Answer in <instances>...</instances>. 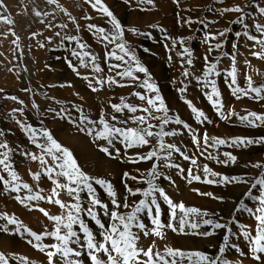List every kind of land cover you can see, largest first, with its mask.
<instances>
[{
  "label": "rangeland",
  "instance_id": "374dc122",
  "mask_svg": "<svg viewBox=\"0 0 264 264\" xmlns=\"http://www.w3.org/2000/svg\"><path fill=\"white\" fill-rule=\"evenodd\" d=\"M58 3L61 8L71 14V18L64 11H61L60 8L49 5L47 0H0V5L6 6V8L0 7V15L9 16L14 21L12 25L0 23V131L4 133L3 136H0V141H6L13 149L10 154V159L14 170L21 177L22 181L30 184L34 191L43 189L42 195L46 196V194H50V189L53 185L44 176H42L39 182L32 179L30 173L42 172L43 170L38 161L33 162L25 155H22V153H38L39 150L35 148L28 139V136L16 124V119H21L25 123L31 124L38 130V133L43 129L48 130L62 146L73 153L85 173L94 177L110 180L122 198L125 195L122 184L123 173L128 172L131 175H143L150 169L153 163L152 161L132 163L130 160L137 154L147 153L150 147L155 145V141L150 146L129 150H125L122 145L117 144L116 148L120 149V154L117 155L112 150L113 156L108 157L100 152L97 146L98 144H103V141L94 143V136H89L85 132L78 130L76 125L71 121H79L80 113L76 111V108H81L83 113L93 120L97 119L102 111L109 115H117L120 119H128L130 114L125 112L121 116L120 114L114 113L110 104H118L121 98H123L127 103L143 106L144 102L140 101L133 93L140 92L144 94L145 90L138 86V81L124 79L121 80V83L130 86L119 87L117 85H106L102 90L93 92L89 88V81L83 77L87 76L91 78L97 75L101 77L115 76V72H110L105 62V52L114 48L115 45H107L106 47L105 44L101 43L88 31L87 25L90 23L95 24L105 27L109 31H111V25L108 24L106 17L94 11L85 0H58ZM104 3L125 28V41L135 51L140 63L148 69L151 82L159 87L160 94L170 109V115L178 114L181 119L191 126L194 132L198 131L196 133H200L199 136L201 137L206 132L208 136L224 139H229V137H246L244 134L231 133L229 131L228 133L222 132V134H220L221 131H218V133L215 132V127L217 130H221L223 125H229L231 128L245 125L235 116L229 121L221 119L207 100L204 95L205 90L197 83L195 77L202 74V69L205 67L203 59L205 55H208L210 60H215L222 57L224 53H228V56L220 60L221 70L230 68V57L232 54H235L238 68V83L240 86H246L245 74L251 75L257 85L264 84V60L257 59L251 54V50L248 47L252 44L251 41H247L242 36L240 38L236 36L237 32L242 33L244 31L241 25L234 23L238 14L228 13L220 15V12L225 6L240 5L244 7L245 13L251 17L246 20V23L250 26V34L259 36L260 34L255 32L252 25L255 22L264 23V18L260 16L258 9L250 5L259 4L260 6H264V0H224L223 4L219 3L218 0H179V4L174 2V0H153L152 4L141 3L140 0H104ZM36 11H40L46 15L37 17L35 15ZM86 15L93 17V19H84ZM72 19H75L79 25V31L76 30V24L72 23ZM189 20L193 21V23H187ZM201 20L208 23L207 28L196 22ZM62 24H66L67 27L60 28L59 25ZM49 25H53V27L50 28ZM133 28L137 30L136 33L131 31ZM229 28L231 31L227 37L221 38L223 48L209 54L208 45L202 42L204 34L206 32L218 33ZM56 32H60L61 35L57 37L55 35ZM12 33H15V35ZM139 33H148L149 35L145 36ZM65 35H74L78 39H81L82 42L90 45L88 51L99 58L98 62L104 69V72L100 74L92 72L90 63L87 68L81 67L80 61L71 55L76 45L62 40V37ZM165 37H168V39H165ZM49 38H51V42H49ZM180 39H183L186 46L193 52V66L191 67L177 55L181 51L180 45L177 44L174 49L172 48V41H179ZM213 43L216 42L213 41ZM233 44H236L237 48L234 49L232 47ZM144 49H148V51H144ZM254 50L260 51L259 47H256ZM169 56H171V60H169ZM69 61L77 66L80 75H77L72 70L69 66ZM245 61L250 62V64H246ZM110 63L118 62L113 60ZM185 69L193 74L187 79L183 76ZM135 75L139 76L140 81L148 78L143 73H135ZM116 78L120 79L119 77ZM216 79L226 112L234 110L239 115L252 112L253 110L246 104L252 101L256 111L258 113H264L262 111L264 109L263 101L248 98V101L245 103L244 100L247 99L246 97L237 98L232 95L226 76L222 75ZM181 81L187 85V91L184 94L185 98L191 100L197 108L204 111L211 120V123L199 124L195 120L194 114L183 102L178 92V89L182 87ZM12 96L17 97V100L7 98ZM229 100H231V104ZM20 101L23 103H20ZM241 102H244V104L240 106ZM33 105L38 107H34ZM14 109H22L23 115L17 111L14 114V118ZM56 113H60L61 115L57 116ZM142 114L139 112L136 113V115ZM61 116H70L71 119L61 118ZM235 118L238 121H234L233 119ZM153 123L157 122L153 121ZM127 126L136 127L131 121H129ZM173 128L182 134L168 138L167 142L176 144L185 154L195 158L201 169L203 167L202 165L208 163L209 168L222 175L229 177L247 176L250 179L258 178L261 172L264 171L250 166L246 167V165L257 162L264 164V148L259 150V147H264V144H254L247 148L220 147V153L228 151L237 156V162L234 166L230 167L229 164L227 166L224 164L220 165L214 160L205 159L204 155H201V151L194 145L192 136L188 134V130L183 129L181 126H169V129ZM256 129L259 134L254 135L253 138L249 135L248 138L256 140L259 137H264L262 134L264 127H258ZM185 138L186 140H184ZM210 151H213V149ZM246 151H248V158L245 160L242 153ZM204 159L205 161H202ZM220 159L224 160L225 157L221 155ZM172 162L179 165L185 171L181 172L178 168L161 167L159 170L164 173V176L170 177L171 180L161 177L157 183L174 202H183L186 206H194L202 210H207L209 213L214 214L211 216L212 219L220 220L222 223H229L233 227V231L237 232V236L233 238H238L239 236L238 227L231 223L233 219L238 221L239 224L254 227L255 222L247 213L234 212V209L238 206V202L247 191V185L232 184L228 186H214L195 181L189 183L186 179L187 170L192 168L195 173L196 168L190 164V161L184 160L177 153L173 154ZM160 164L162 165L163 161ZM166 169L170 170V175L166 174ZM201 172L199 174L203 176ZM0 174L6 176V173ZM128 184L133 188L146 187L144 184H138L131 180L128 181ZM203 185L205 188H203ZM196 189L204 193L206 191L212 192L216 197H222L223 199H212L208 196L198 195L194 191ZM97 191L101 199L105 203H109V199L103 189L97 186ZM254 194L258 195V192L254 190ZM16 195L15 193L4 190L2 184H0V213L15 216L25 226L37 233L43 232L45 227L51 231L52 228L50 229V227H53L52 222L50 223L40 211L25 207L18 202L15 199ZM19 195L24 197L28 193L26 190H22ZM60 198L65 202H71L66 193H61ZM10 203H16L22 210L27 209L31 213L39 214L40 217H36L37 220L35 221L45 222V227L41 231H38L33 225L23 221V217L21 216V218L15 211L7 212L5 209L9 208ZM31 203L35 208H44L52 215L61 212L57 206L53 204L49 205V203L44 201H33ZM245 203L254 207V204L247 199H245ZM161 205L164 213L162 219L164 222H167V205L163 201H161ZM85 206H87L86 200ZM109 207H112L110 203ZM103 219L106 220L107 218L105 217ZM88 222L89 226L94 231H97L94 223L91 221ZM4 223V221H0V225ZM148 223L149 229H151L152 226L150 222ZM8 227L10 229L9 232L4 233L0 231V252L9 258V264H22V261H28V264H37V262L32 261L35 254H38V258L40 259L44 258L45 264H47V258L44 253L41 254L32 244L28 243L31 238L27 233L23 231L16 233L13 226ZM205 230L208 229L205 227L200 229V231ZM167 233L175 236V240L169 238V243H165L164 245L167 244L168 246L184 250L203 251L215 256L218 254V247L222 246L224 230H217L216 235L207 238L193 236L191 234L179 235L173 233L171 230H167ZM9 236L12 239V242L10 241L11 243L18 244L16 250L8 248L5 245ZM179 237H191L197 240L200 245L196 244L192 248L178 246L176 239ZM148 240L150 239H145L144 241ZM52 242L50 241V243ZM231 242L239 247V251L231 249L227 253L228 258L233 261V264H240L242 261V264L246 262L248 264L253 261L251 259L250 245L246 249H243L238 241ZM164 245L159 244L158 247L162 249ZM241 253L245 254L241 255ZM80 259L82 264H90V261H85L83 256Z\"/></svg>",
  "mask_w": 264,
  "mask_h": 264
},
{
  "label": "snow or ice",
  "instance_id": "6c2138e0",
  "mask_svg": "<svg viewBox=\"0 0 264 264\" xmlns=\"http://www.w3.org/2000/svg\"><path fill=\"white\" fill-rule=\"evenodd\" d=\"M85 2L94 11L106 17L108 24L111 25V31L91 23L87 25V29L106 47L107 45H115L114 48L105 52V62L108 70L115 72V76L101 77L97 75L91 78L87 76L83 78L89 81V88L93 92L102 90L106 85L130 86L121 83V80L124 79L138 81V86L144 89L145 93L136 92L133 95L143 101L144 104L143 106L133 105L127 103L123 98L118 104H110L114 113L121 116L125 112L130 114L128 119H120L117 115H109L102 111L98 118L93 120L85 115L81 108H76V111L80 113L79 121L72 120L71 122L76 125L78 130L85 132L89 136H94V143L103 141V144H98L97 146L99 151L108 157L113 156L112 150L117 155L120 154V149L116 148L117 144L122 145L125 150H129L150 146L155 141V145L151 146L147 153L137 154L130 160L132 163L152 161V166L143 175L123 173L122 184L125 195L121 198L110 180L85 173L73 153L62 146L48 130L43 129L38 133V130L31 124H27L21 119H16V124L28 136L35 148L39 150L38 153H22L31 161H38L43 170L42 172L30 173L32 179L39 182L44 176L51 182L53 187L50 189V194L45 196L41 194L44 191L43 189L34 191L30 184L23 182L14 170L10 159L13 149L6 141H0V173H6V176L0 174V184H2L4 190L17 194L15 199L25 207L40 211L48 221L52 222L53 227L51 231L45 227L43 232L37 233L25 226L15 216L0 213V221L5 222L0 225V231L7 233L10 230L8 226H13L16 233L21 231L27 233L31 238L28 243L32 244L39 252L44 253L47 258V264H82L80 259L82 256L85 261H90V264H233V261L227 256L228 251L231 249L239 251V247L231 242L232 238L237 236V232L233 231V227L229 223H222L220 220L212 219L211 216L214 214L209 213L207 210L186 206L183 202H174L157 183L161 177L171 180L170 177L164 176V173L159 170L161 167L178 168L181 172L185 171L172 162L173 154L177 153L184 160L190 161L191 165L196 168L195 173L192 168L187 170L186 179L189 183L195 181L214 186L232 184L248 186L234 212L247 213L253 218L254 227L239 224L235 219L231 223L238 227L239 235L250 245L251 259L256 264H264V171L261 172L258 178L250 179L247 176L229 177L222 175L213 171L207 164L203 165L201 169L195 158L185 154L176 144L167 142L168 138L182 134L174 128L169 129V126H181L183 129L188 130L194 145L201 151V155H204L205 159H211L216 163L227 166L228 164L234 165L237 162V156L228 151L220 153V147L247 148L254 144H264V137H259L256 140L248 137L224 139L209 137L207 133L201 137L178 114L170 115V109L160 94L159 87L151 82L148 69L140 63L135 51L125 41V28L118 18L104 3V0H85ZM140 2L152 4L153 0H140ZM174 2L179 4V0H174ZM218 2L223 4L224 0H218ZM47 3L60 8L61 11H64L71 18V14L61 8L58 0H47ZM250 6L258 9L260 16L264 18V6L259 4ZM0 7L6 8L3 5H0ZM228 13L238 14L234 23L241 25L244 29L242 33L237 32L236 36L238 38L242 36L247 41H251L252 44L248 46L251 54L257 59L264 60V23L255 22L252 25L255 32L260 34L257 36L249 32L250 26L246 23V20L251 17L245 13L244 7L240 5L225 6L220 15ZM35 15L41 17L46 14L36 11ZM84 19L91 20L93 17L86 15ZM196 22L202 24L205 28L208 27V23L203 20ZM0 23L12 25L14 21L9 16L0 15ZM72 23L76 24V30L79 31V25L75 19H72ZM187 23L191 24L193 21L189 20ZM49 27L51 28L53 25H49ZM59 27L63 29L67 25L62 24ZM131 31L133 33L137 32L135 28L131 29ZM230 31L231 29L229 28L218 33L206 32L204 34L202 42L208 45L209 54L223 48L221 38L227 37ZM12 34L15 35V33ZM139 34L149 35L148 33ZM55 35L59 37L61 34L56 32ZM165 39H168V37H165ZM62 40L76 45L71 55L80 61L81 67L87 68L90 63L92 72L96 74L104 72L98 62L99 58L88 51L90 45L82 42L81 39L74 35H65ZM213 41L216 43H213ZM49 42H51V38H49ZM177 44L181 47V51L177 55L189 67L193 66L192 50L186 46L183 39L179 41L173 40L172 48L174 49ZM232 47L235 49L237 45L233 44ZM256 47H259L260 51H255ZM144 51H148V49H144ZM226 56H228V53H224L222 57L215 60H210L209 56L205 55L203 58L205 67L202 69V74L195 77L197 83L205 90L204 95L221 119L228 121L235 116L247 127H264V113L247 112L244 115H239L234 110L227 112L224 110L223 99L217 87L216 79L222 75L228 78V87L231 89L233 96L264 101V84L257 85L249 74H245V87H241L238 83L235 54L230 57V68L221 70L220 60ZM113 60L118 63H110ZM169 60H171V56H169ZM245 63L250 64L248 61H245ZM69 66L77 75H80L77 66L72 64L71 61H69ZM135 73H143L148 78L140 81L139 76L135 75ZM191 75L193 74L187 69L183 71V76L186 79ZM181 84L182 87L178 89V92L183 102L194 114L195 120L199 124L211 123L204 111L197 108L191 100L185 98L184 94L187 91V85L183 81H181ZM7 98L17 100V97L14 96ZM20 103L23 102L20 101ZM33 106L38 107L36 105ZM17 111L23 115L22 109H14V118V114ZM138 112L143 114L136 115ZM56 115L60 116L61 114L56 113ZM61 118L71 119L70 116H61ZM129 121L134 123L136 127H128ZM153 121L157 123H153ZM3 135V131H0V136ZM209 149H213L214 152L208 151ZM220 155L225 157V159L221 160ZM161 161H163L162 165L160 164ZM248 166L264 170V164L259 162L246 165V167ZM201 171L203 176L199 174ZM129 180L144 184L146 187L133 188L128 184ZM97 186L103 189L112 206L111 208L109 203H105L101 199ZM22 190H26L28 195L21 197L19 193ZM254 190L258 192V195L254 194ZM194 191L201 196L223 199L222 197H216L212 192H199L198 189ZM61 193H66L71 202L62 200L60 198ZM245 199L251 201L254 207L245 203ZM85 200L87 206H85ZM33 201H44L53 204L61 212L52 215L44 208H35L31 203ZM161 201L167 205V222L162 219L164 213ZM105 217L107 218L106 220L103 219ZM88 221L94 223L97 231H94L89 226ZM148 222L152 226L151 229H149ZM202 227L208 230L200 231ZM167 230L179 235L191 234L203 238L216 235L217 230H224L222 246L218 247V254L212 256L203 251L184 250L168 246L167 244L161 249L157 247L154 240H150L147 245L142 243L143 240L149 238L165 240ZM46 239H51L53 242L44 243ZM244 254L241 253V255ZM0 264H9V258L2 252H0ZM22 264H28V261H22Z\"/></svg>",
  "mask_w": 264,
  "mask_h": 264
},
{
  "label": "bare ground",
  "instance_id": "6f19581e",
  "mask_svg": "<svg viewBox=\"0 0 264 264\" xmlns=\"http://www.w3.org/2000/svg\"><path fill=\"white\" fill-rule=\"evenodd\" d=\"M192 97V96H191ZM193 98V97H192ZM230 101V104H231V100H229ZM228 101V102H229ZM248 101V98L247 99H245L244 100V102L246 103ZM244 102H241L240 103V106L242 105V104H244ZM257 102V101H256ZM263 104H264V101L262 102ZM250 108H251V110H253L252 112H255L256 111V109L254 108V103H252V101H249V102H247L246 103ZM239 105V104H238ZM263 112H264V109L262 110ZM257 112V111H256ZM258 113V112H257ZM217 120V119H216ZM234 121H238L237 120V118H235V119H233ZM215 121V120H214ZM229 121V120H228ZM220 125V124H219ZM195 126V125H194ZM197 126V125H196ZM207 126V125H206ZM205 127V126H204ZM203 127V128H204ZM209 127V126H208ZM214 127V126H213ZM197 128H198V126H197ZM218 128H220V127H218ZM194 129H195V127H194ZM198 130V129H197ZM200 130H201V128H200ZM204 130V129H203ZM214 130H215V132L216 133H218V131H221V133L220 134H222V132L223 133H225V132H227L228 133V131L229 132H231V133H241V134H244V135H246V137H249V135H250V137H252L253 138V136L254 135H257V134H259L256 130V128H252V127H247V128H245V126H243V125H241L240 127H235V128H231L229 125H223L222 126V128H221V130L219 129V130H217L216 129V127L214 128ZM225 130V131H224ZM227 130V131H226ZM209 131H211V130H209ZM233 131V132H232ZM196 132H198V131H196ZM204 132H206V131H204ZM207 133V132H206ZM230 133V134H231ZM189 134V133H188ZM205 134V133H204ZM214 134V133H213ZM241 134H239V135H241ZM262 134L264 135V131L262 132ZM198 135H200V133H198ZM210 135V134H209ZM212 135V134H211ZM182 136V135H181ZM213 136V135H212ZM215 136H216V134H215ZM220 136V135H219ZM227 136H228V134H227ZM183 137H184V135H183ZM209 137H211V136H209ZM223 137H224V134H223ZM226 137V136H225ZM228 138V137H227ZM229 139H230V137H229ZM184 140H186V138L184 139ZM226 148V147H225ZM224 148V149H225ZM264 147H259V150H261V149H263ZM211 149H209V151H210ZM196 151V150H195ZM214 151V150H213ZM222 152V151H221ZM200 153V152H199ZM84 154V153H83ZM243 155H244V159L246 160L247 158H248V151H246L245 153L243 152L242 153ZM102 155V154H101ZM221 156V155H220ZM239 157H241V156H239ZM208 160V159H207ZM202 161H205V159L204 160H202ZM205 163V162H204ZM191 164V163H190ZM208 164V163H207ZM221 165V164H220ZM111 166V165H110ZM203 166V165H202ZM229 166L230 167H232V166H234V165H231V164H229ZM236 166V165H235ZM213 168V167H212ZM220 168V167H219ZM165 172H166V174L167 175H170V170H168V169H166L165 170ZM219 172V171H218ZM202 173V172H201ZM48 181V180H47ZM198 186H200V185H198ZM206 186V185H205ZM207 187V186H206ZM203 188H205L204 187V185H203ZM213 189V188H212ZM181 192V191H180ZM207 192V191H206ZM47 195V194H46ZM195 196V195H194ZM194 196H193V198H194ZM184 198V197H183ZM187 198V197H186ZM204 200V199H203ZM9 201V200H8ZM197 201V200H196ZM189 203V202H188ZM214 204V203H213ZM50 205V204H49ZM6 206H8V205H6ZM7 212H9V211H15L16 213H18L19 215H20V217L22 216L23 217V221H25L26 223H28V224H31V225H33L38 231H41L44 227H45V225H46V223L45 222H37V221H35V220H37L36 219V217H40L39 216V214H37V213H31V212H29L27 209H24V210H22V209H20V207L19 206H17L16 205V203H10L9 204V208H7V209H5ZM247 216V215H246ZM21 217V218H22ZM250 217V216H249ZM241 218V217H240ZM251 220H252V218H250ZM249 219V220H250ZM246 220V219H245ZM40 221V220H39ZM51 223V222H50ZM248 223H250V222H248ZM49 224V223H48ZM241 224V223H240ZM255 224V223H254ZM246 225V224H245ZM252 225V224H251ZM235 226V225H234ZM50 227V226H49ZM253 227V226H252ZM52 227H50V229H51ZM41 233V232H40ZM174 237L175 236H172V234H170V233H167L166 234V239L165 240H159V239H157V238H149L150 240H154V242L156 243V245H157V247H158V245L159 244H162V245H164L165 243H169V238H171L172 240H175L174 239ZM12 239H11V236H9V238H7V242H6V244L5 245H7L8 246V248H11V249H17L18 248V244L17 243H15V244H13V243H11L12 241H11ZM150 240H148V241H142V243L144 244V245H147L149 242H150ZM238 241L239 242V244L241 245V247L243 248V249H246L247 247H248V244H247V241H245L244 239H243V237L242 236H238V238H233V240L232 241ZM11 241V242H10ZM50 241H52L51 239H46L45 241H44V243H50ZM176 241H177V245L178 246H185V247H188V248H192L194 245L196 246V244H198V245H200L199 243H198V241L197 240H194V239H192L191 237H185V238H182V237H179V238H177L176 239ZM171 242V241H170ZM24 243V242H23ZM23 246V245H22ZM27 246V245H26ZM161 247V246H160ZM159 248V247H158ZM23 253V252H22ZM37 253V252H36ZM42 254V253H41ZM26 255V254H25ZM30 255V254H29ZM40 256V255H39ZM28 257V256H27ZM31 259H32V257H31ZM45 259L44 258H38V254H35V257H34V259L32 260L33 262H37V264H45V261H44ZM248 261V260H247ZM241 262V261H240ZM239 262V263H240ZM243 262V261H242ZM242 262L240 263V264H242ZM247 263V262H246ZM245 263V264H246ZM248 264H256V262L254 261H252L251 263H248Z\"/></svg>",
  "mask_w": 264,
  "mask_h": 264
}]
</instances>
